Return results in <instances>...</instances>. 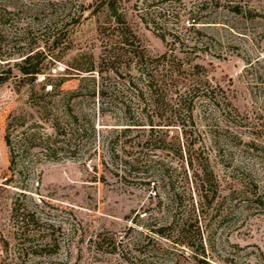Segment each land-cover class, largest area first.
<instances>
[{
    "label": "rangeland",
    "instance_id": "374dc122",
    "mask_svg": "<svg viewBox=\"0 0 264 264\" xmlns=\"http://www.w3.org/2000/svg\"><path fill=\"white\" fill-rule=\"evenodd\" d=\"M120 2L149 55L168 51L186 68L204 66L189 77L203 83L190 103L193 122L182 112L183 126L123 131L128 120L147 124L146 113L157 118L146 93L145 113L110 74L104 83L124 90L134 118L81 81L88 89L70 100L81 113L71 146L51 158L24 145L10 165L7 119L13 140L22 130L53 134L36 105L66 100L77 86L78 68L97 59L107 14L96 0H0V72L8 77L0 84V264H264V0ZM26 53L42 72L33 81L15 65ZM44 81L58 86L46 95ZM166 103L159 112L170 117ZM130 157L139 159L132 169L123 162ZM14 201L38 217L36 230L50 237L44 248L19 245ZM182 223L188 232L178 236ZM160 226H168L163 236L154 232Z\"/></svg>",
    "mask_w": 264,
    "mask_h": 264
},
{
    "label": "trees",
    "instance_id": "16d2710c",
    "mask_svg": "<svg viewBox=\"0 0 264 264\" xmlns=\"http://www.w3.org/2000/svg\"><path fill=\"white\" fill-rule=\"evenodd\" d=\"M96 1L99 4L98 6L102 7L107 14L106 23L98 26L101 47L97 59L91 60L86 67L78 68V72L76 73L79 82L75 88L66 91V100L62 96L60 100L58 99L55 103L51 102L50 105H36L38 107L41 106L42 110L48 114L44 120L50 122L54 131L52 135L45 134L44 136H38L36 132L31 131L27 133L22 130L20 131L21 137L18 140H13L14 119L11 117L7 119L4 130V141L9 150L10 165L15 162L17 150L18 152L19 150L22 151L24 145H29V147L38 146L45 155L51 158L57 157L60 151L64 152L71 146L70 141L81 131L79 124L81 113L80 111L73 110L70 100L83 94V90L88 89V85H84L81 81L91 80L93 82V86H89V94L92 96L98 95L101 100L111 99V101H114L116 98L121 100L119 102L123 112L128 118H134L131 115L129 103L121 99L122 96H126L124 90L116 87L115 84H113L112 88H109L104 83L110 74L121 77L126 90L134 93L135 97L143 102L144 106L141 107V112L144 111L146 113L144 100L148 98V106L154 109L157 118V122H154L152 117H149L146 113L145 116L148 118L147 124L142 123V120L138 118L132 121L127 119V123L123 124L125 127L121 128L123 131L131 129L130 126L142 127L149 125V129H154L156 126H175L177 123L183 126L184 121L180 119L182 112H185L184 117L186 116L189 121L193 122L191 119L192 109L190 103L193 100V93L203 83L201 79L199 81H190L189 77L194 74L198 75L199 71L204 70V66L195 63L186 68L175 55L168 51L157 56L149 55L141 44L137 34L125 20L123 11L119 9L121 0ZM196 22L198 21L193 18L191 26ZM171 36L172 44L179 42L178 35H174L173 33ZM160 37L165 39L164 34L160 35ZM28 53L23 54V58L17 61L15 65L18 71L29 76V79L33 81L42 72L37 68V63L33 61L36 54ZM130 70L134 71V75L131 74ZM83 73H87L86 75L88 76L83 75ZM7 78L6 75L0 72V84L5 82ZM47 86H49L48 89L46 88ZM56 86L58 84H50L48 81L41 83V89L46 95L52 93ZM170 87L173 89H170ZM145 93L148 95L147 98L144 96ZM167 100H170L172 105H168L169 102ZM163 103H166L164 104L165 106H169L172 114L170 117H163L162 112H159L160 108L163 107ZM156 110H158V113ZM49 116L51 121L48 119ZM90 126L92 131H95V126ZM157 142L162 143L164 139L159 138ZM158 147L163 148V145ZM183 151L182 144L178 142L180 158L183 157ZM123 162L125 167L132 169L139 163V159L137 157H130V159H123ZM11 223L19 245L27 248V251L30 253L35 252L37 248H44L48 241H50L49 236L43 237L36 230L35 226L38 224V217L35 216L34 211H30L27 207H20L15 201L11 208ZM167 227L160 226L154 232L163 236L162 230ZM187 232L188 229L187 226L185 227V224L182 223L177 227L178 236H185ZM39 236L44 241L38 242Z\"/></svg>",
    "mask_w": 264,
    "mask_h": 264
}]
</instances>
